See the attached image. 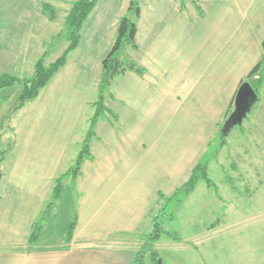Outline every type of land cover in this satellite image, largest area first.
Returning a JSON list of instances; mask_svg holds the SVG:
<instances>
[{
  "label": "crops",
  "instance_id": "0c3cea01",
  "mask_svg": "<svg viewBox=\"0 0 264 264\" xmlns=\"http://www.w3.org/2000/svg\"><path fill=\"white\" fill-rule=\"evenodd\" d=\"M77 1L48 0L56 14L51 21L44 0H0V76L23 78L27 56L43 44L26 32L49 29L61 14L67 21ZM132 3L140 7L138 18ZM111 13L115 38L123 18L136 22L138 49L131 47L130 61L145 74L114 79L105 105L115 118L99 119L91 157L75 181L63 178L61 198L30 244L55 180L81 152L82 127L88 135L104 60L86 63L81 47L97 36L91 21L107 22ZM80 37L37 99L0 114V144L4 130L13 134L0 160V264H133L135 240L149 238L163 197L187 183L263 57L264 0H98Z\"/></svg>",
  "mask_w": 264,
  "mask_h": 264
},
{
  "label": "rangeland",
  "instance_id": "374dc122",
  "mask_svg": "<svg viewBox=\"0 0 264 264\" xmlns=\"http://www.w3.org/2000/svg\"><path fill=\"white\" fill-rule=\"evenodd\" d=\"M62 15L63 20L60 22L59 18L49 29L26 32L27 36L35 33L43 44L32 48L34 53L26 59V78L18 80L31 78L29 70L41 58L44 57L45 65L50 66L67 50L70 40L67 21ZM113 17L111 13L107 18L109 21L103 23H97L93 17L90 20L92 24H97V36L94 39L87 37L82 43L81 57L86 63L97 64L111 52L116 42L113 21L110 20ZM13 33L7 32L9 35ZM130 52L131 46L124 43L122 59L130 61ZM22 91L21 84L0 91V105L6 104L0 110L1 115L16 111ZM259 97L260 102L242 125L233 127L222 144H215L205 154L213 186L209 187L201 181L180 207L175 202L167 203L165 214L161 217L165 233L157 242L155 251L148 252L146 247L141 249L148 239L141 236L134 239L138 244L137 253L146 252L145 264H159V261L161 264H264V89L260 90ZM78 136L87 137L85 127L81 128ZM11 138L12 132L4 130L0 160L10 150ZM75 151L76 148L72 149L70 154ZM157 214L158 211L154 217ZM157 256L160 258L158 261Z\"/></svg>",
  "mask_w": 264,
  "mask_h": 264
},
{
  "label": "trees",
  "instance_id": "16d2710c",
  "mask_svg": "<svg viewBox=\"0 0 264 264\" xmlns=\"http://www.w3.org/2000/svg\"><path fill=\"white\" fill-rule=\"evenodd\" d=\"M97 1L98 0H78L73 5L67 17V29H68V37L70 40V45L56 62H54L50 66H46L44 63V57L41 58L35 66L34 76L22 81L10 75H3L0 77V91L6 88L14 87L16 84H21L23 86V91L20 96V105L17 108V110L23 108L27 102L33 101L40 96L42 90L47 87V85L50 83L53 77L59 72V70L62 67H64L70 53H72L78 48L80 44L81 30L85 22L88 20L89 16L95 9ZM43 8L45 14L49 13V19L51 21H54L56 19V14L52 6L48 3V0H44ZM130 10L135 12L136 18L140 16V7L138 4L134 5L132 3ZM136 36H137L136 22L131 20L129 17L123 18L118 26L116 42L111 52L107 56V58L103 61V72L100 76L97 85V101L96 104H94V106L96 107V112L91 120V126L88 135L83 143L82 150L79 153L77 160L74 166L72 167V169L69 172H67L66 175L61 176L55 180V185L52 191L50 202L43 209L39 219L37 220V222L33 227V232L31 234V238L29 241L30 244H36L39 241L42 231L44 229L45 221L48 218V215L54 211L56 203L61 198V195L63 193V178L71 177L72 180L75 181L80 176L83 163L85 162L86 159L91 157L90 143L91 140L95 137V127L99 119L106 113L112 115L115 118L114 114L105 105L106 95L109 92L114 79L117 76L127 71H133L140 75L145 74V69L137 66L134 62L125 61L122 59V51H123L124 43L130 45L134 50L138 49ZM262 50H263L262 59L250 72V74L243 80L241 84V86L245 83L251 85V87L254 89L255 93L257 94L258 97L257 103L260 101L259 92L264 86V42L262 43ZM234 110H235V102L227 112L225 122L219 128L216 142L213 141L209 144V150H211V148H214V145L217 143L222 144V142L225 140V137L229 135L230 132L226 131L225 126L230 116L233 114ZM206 160L207 159L205 156L201 158V160L193 168L191 176L187 181V183H185L182 187L178 188L172 196H170L169 198L163 197L165 203L163 204L161 210L153 219L154 228L152 233L149 235L147 243L144 246V248L146 247L148 252L155 251L154 248L157 242L161 238L162 234L165 233L162 227L161 217L165 214L167 203L175 202L180 207L182 205L183 200L185 198H188L190 195H192L195 192L198 183L201 181L207 183L209 187L213 186V183L208 175V162ZM75 228H76V219L73 220V222L69 227L68 241L72 240ZM173 239L178 240V238L176 237H173ZM145 253H146L145 251H141L140 253H137L134 258L133 264H145L144 263ZM159 259L160 258L157 256L156 260L158 261Z\"/></svg>",
  "mask_w": 264,
  "mask_h": 264
},
{
  "label": "water",
  "instance_id": "95a60500",
  "mask_svg": "<svg viewBox=\"0 0 264 264\" xmlns=\"http://www.w3.org/2000/svg\"><path fill=\"white\" fill-rule=\"evenodd\" d=\"M257 101V94L251 85L248 83L243 84L236 95L235 110L226 123V131L230 132L233 127L241 126L244 120L251 113ZM159 264H161V261H159Z\"/></svg>",
  "mask_w": 264,
  "mask_h": 264
}]
</instances>
